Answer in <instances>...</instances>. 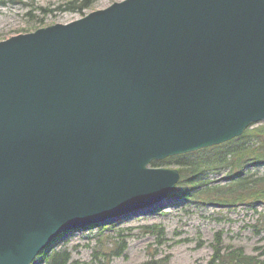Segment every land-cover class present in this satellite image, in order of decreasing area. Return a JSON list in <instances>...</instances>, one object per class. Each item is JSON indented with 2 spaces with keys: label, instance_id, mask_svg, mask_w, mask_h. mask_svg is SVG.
<instances>
[{
  "label": "water",
  "instance_id": "obj_1",
  "mask_svg": "<svg viewBox=\"0 0 264 264\" xmlns=\"http://www.w3.org/2000/svg\"><path fill=\"white\" fill-rule=\"evenodd\" d=\"M264 120V0H121L0 40V264L161 207L151 160Z\"/></svg>",
  "mask_w": 264,
  "mask_h": 264
},
{
  "label": "rangeland",
  "instance_id": "obj_2",
  "mask_svg": "<svg viewBox=\"0 0 264 264\" xmlns=\"http://www.w3.org/2000/svg\"><path fill=\"white\" fill-rule=\"evenodd\" d=\"M85 1L88 7L78 10ZM119 1L0 0V40L55 23L64 24ZM261 125L264 121L253 123L241 136L194 151V155L182 160L189 163L191 158L199 159L205 152L229 147L234 151L232 159L236 163L230 167L185 171L174 162L180 155L151 160L148 167L191 173L183 180L179 178L163 196L166 201L163 208L116 220L101 226L106 227L104 229L97 226L69 232L56 239L49 252H66L69 262L75 264H139L166 257L168 264H212L215 245L224 251L223 254L238 248L245 254L256 255L255 248L264 243V204L254 202L251 207L246 202L224 203L208 195L207 190L240 175L264 173V147L260 145L263 142L258 141L248 149L243 147L251 145L253 130ZM253 151L256 155L258 151L261 157L251 156L249 153ZM226 159L231 158L227 156ZM187 179H192V183L185 184ZM185 193L187 196H183ZM31 264L49 263L38 255Z\"/></svg>",
  "mask_w": 264,
  "mask_h": 264
},
{
  "label": "trees",
  "instance_id": "obj_3",
  "mask_svg": "<svg viewBox=\"0 0 264 264\" xmlns=\"http://www.w3.org/2000/svg\"><path fill=\"white\" fill-rule=\"evenodd\" d=\"M88 7V4L85 2L81 3L78 7V10ZM253 138L248 145L243 146L244 148H251L258 143V141H262L260 144L264 147V125L260 127H256L254 130ZM230 145V144H229ZM227 145V146H229ZM229 147H222L221 149H216L214 151H209L203 153L201 158H196L193 160L191 158V162L187 163L182 161L183 159L191 157L193 154H183L175 157L174 162L177 165H180L184 168L185 171H198L202 170V168H215V167H230L235 165V156H233L234 151L228 149ZM243 148V149H244ZM233 153V154H232ZM251 156L261 157L259 152L257 151V155L255 151L249 153ZM229 156L231 158L227 161L226 157ZM233 156V157H232ZM233 160V161H231ZM181 180L185 179L187 176L184 172H179ZM190 180H184L185 184L192 183ZM207 194L220 199L219 201L224 203H236V202H246L250 204L252 207L254 202L264 204V173L263 174H251V175H240L235 179H229L223 185H217L214 187H210L207 190ZM183 196H187V194H183ZM262 221L264 225V216H262ZM101 228V227H100ZM106 227H102L104 229ZM100 229V230H101ZM219 243V242H218ZM256 255H248L245 254L240 249H233V251L228 252V254H223L222 249L215 245L213 255H212V264H264V243L261 246L255 248ZM43 258H46V262L49 264H75L74 262H69V255L66 252H44L41 253ZM167 257L163 259H153L146 260L139 264H168Z\"/></svg>",
  "mask_w": 264,
  "mask_h": 264
},
{
  "label": "bare ground",
  "instance_id": "obj_4",
  "mask_svg": "<svg viewBox=\"0 0 264 264\" xmlns=\"http://www.w3.org/2000/svg\"><path fill=\"white\" fill-rule=\"evenodd\" d=\"M166 204L162 205L160 208H163ZM157 210V209H156Z\"/></svg>",
  "mask_w": 264,
  "mask_h": 264
}]
</instances>
